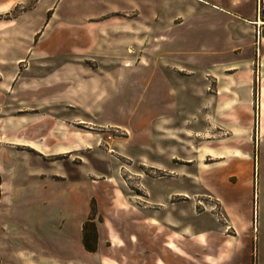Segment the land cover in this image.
<instances>
[{"label":"rangeland","instance_id":"374dc122","mask_svg":"<svg viewBox=\"0 0 264 264\" xmlns=\"http://www.w3.org/2000/svg\"><path fill=\"white\" fill-rule=\"evenodd\" d=\"M146 12V0H0L1 182L5 174L9 187L19 186L21 151L39 154L21 146V134L43 125L58 136L52 158L73 180L84 175L91 194L110 182L143 209L147 185L165 182L172 190L179 180L185 195L170 203L186 211L187 264H219L231 249L240 264H264V65L219 78L210 70L218 63L203 55L196 100L191 92L155 103L164 115L150 126L151 62H163L168 91L187 92L195 63L179 53L185 24L174 16L149 21ZM253 75L247 100L245 81ZM91 216L96 224L103 219L95 198Z\"/></svg>","mask_w":264,"mask_h":264},{"label":"crops","instance_id":"0c3cea01","mask_svg":"<svg viewBox=\"0 0 264 264\" xmlns=\"http://www.w3.org/2000/svg\"><path fill=\"white\" fill-rule=\"evenodd\" d=\"M146 11L149 21L157 18V22H164L174 16L173 21L185 24L186 29L177 34L187 41L179 53L189 58L193 55L195 63L194 86L187 92L179 88L168 91L163 82L169 75L163 62H151L146 84V117L150 126L161 124L155 119L164 115L163 104L155 103H163L172 95L177 101L180 95L191 92L196 100L201 87L195 83L201 80L202 71L197 61L201 62L203 55L209 54L218 63L219 67L210 70L219 78L233 75L228 73L230 70L254 73L256 64L259 69L264 65V0H146ZM253 83L254 75L248 76L247 100L254 97ZM261 87L259 130L264 129V86ZM229 99L234 100L232 95ZM46 129L36 124L21 134V146L39 154L31 156L21 151L19 186L9 187L2 174L1 264H91V256H96L95 264H187L186 211L179 203H170L171 196L185 195L179 180L172 190L165 182L147 185L143 209L134 206L125 192L110 182L104 183V190L91 194L90 182L84 175L73 180V171L61 169L52 158L59 152L58 136L56 131ZM58 185L65 188L58 189ZM93 198L103 219L97 222L98 249L89 252L83 244V225L91 216ZM193 235L198 239L203 232L195 231ZM218 258L219 264H240L234 249ZM208 260L212 261L204 259Z\"/></svg>","mask_w":264,"mask_h":264},{"label":"trees","instance_id":"16d2710c","mask_svg":"<svg viewBox=\"0 0 264 264\" xmlns=\"http://www.w3.org/2000/svg\"><path fill=\"white\" fill-rule=\"evenodd\" d=\"M1 185V177H0ZM1 193V192H0ZM83 244L87 251L96 252L98 249V232L97 224L94 217L90 216L83 225ZM1 264V259H0Z\"/></svg>","mask_w":264,"mask_h":264},{"label":"bare ground","instance_id":"6f19581e","mask_svg":"<svg viewBox=\"0 0 264 264\" xmlns=\"http://www.w3.org/2000/svg\"><path fill=\"white\" fill-rule=\"evenodd\" d=\"M262 21H259V23H261Z\"/></svg>","mask_w":264,"mask_h":264},{"label":"built area","instance_id":"2783aa9c","mask_svg":"<svg viewBox=\"0 0 264 264\" xmlns=\"http://www.w3.org/2000/svg\"><path fill=\"white\" fill-rule=\"evenodd\" d=\"M109 138H111V136H109Z\"/></svg>","mask_w":264,"mask_h":264}]
</instances>
